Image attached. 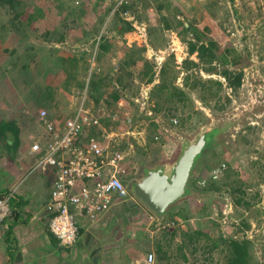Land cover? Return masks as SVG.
Instances as JSON below:
<instances>
[{
	"label": "rangeland",
	"instance_id": "obj_1",
	"mask_svg": "<svg viewBox=\"0 0 264 264\" xmlns=\"http://www.w3.org/2000/svg\"><path fill=\"white\" fill-rule=\"evenodd\" d=\"M26 1L24 11L31 13L35 2ZM39 1L44 3L37 7L46 10V16L30 23L21 19L24 37L8 30L0 42V119L13 124L18 120L29 128L38 110L45 109L49 119L62 125L77 103L84 102L99 126L86 129L82 138L93 136L103 144L106 137L114 139V148L126 157L122 180L127 189L146 170L174 162L180 137L191 139L203 126L215 128L190 174L187 195L162 214L152 213L128 189L143 211H137L140 219L135 217L140 223L135 221L128 259L146 264L145 256L152 252L151 264H225L230 242L245 241L246 264H264V0H233L234 19L213 24L210 37L218 38L220 47L216 52L226 50L227 60L238 55L237 64H224L219 57L212 63L199 62L196 52H187V41L193 37L188 35L182 49L168 43L155 53L138 44L136 54L135 35L130 45L118 37L127 29L126 22L135 29V0ZM128 12L133 19H127ZM0 19L9 25L12 15L0 11ZM59 35L64 37L60 42ZM106 43L119 45L124 55L113 51L101 60L96 55ZM127 57L129 62L123 63ZM162 70L167 85L188 93L191 101L182 108L153 94ZM223 70L232 77L241 73L236 88L229 86ZM146 72L153 73L152 81ZM93 79L105 83L104 93L99 85L89 86Z\"/></svg>",
	"mask_w": 264,
	"mask_h": 264
},
{
	"label": "crops",
	"instance_id": "obj_2",
	"mask_svg": "<svg viewBox=\"0 0 264 264\" xmlns=\"http://www.w3.org/2000/svg\"><path fill=\"white\" fill-rule=\"evenodd\" d=\"M233 2L135 0V29L132 30V23L126 22L127 29L119 31L118 37L122 36L125 44L130 45L133 41L129 38L135 35L136 54L138 44H144L146 50L151 49L155 53L162 52L161 49L168 43L175 50L177 47L182 49L187 35L193 36L189 40L194 44H215L220 48L218 38L210 37L215 31L213 24H220L222 19H234ZM127 15V19L134 18L129 12ZM183 27L184 32L181 31ZM206 37L207 40H204ZM125 44L123 46L128 47ZM118 46L111 43L101 45L102 52L98 51L96 56L101 60L106 56L109 58V53L120 51ZM133 50L130 48L129 51ZM224 52L226 55L223 49L222 54ZM121 54L124 55V52ZM69 102L72 100L69 99ZM25 117L27 120V115ZM2 121L11 123L13 129L6 128L4 134H0V194L11 193L13 214L0 224V264H133L128 259L130 256L126 248L134 244L135 221L140 223L135 217L140 219L139 214L143 212L138 203L129 197L94 222L82 220L77 241L69 247L60 245L48 229L44 210L53 172L48 167L30 171L35 165L31 145L35 141L43 145L45 141L42 126L37 119L32 121L33 124L31 122L29 128L23 122L17 124L18 120L16 123L13 121L15 125L11 121ZM125 226L129 228L127 232H124Z\"/></svg>",
	"mask_w": 264,
	"mask_h": 264
},
{
	"label": "built area",
	"instance_id": "obj_3",
	"mask_svg": "<svg viewBox=\"0 0 264 264\" xmlns=\"http://www.w3.org/2000/svg\"><path fill=\"white\" fill-rule=\"evenodd\" d=\"M45 117L46 112L40 110L45 141L43 145L33 143L31 152L36 157L34 168L48 167L53 172L44 206L45 220L58 243L69 247L78 239L82 220L94 222L131 197L122 181L126 157L114 148V139L106 137L107 143L103 144L93 136L82 138L86 129L99 126L98 118L82 104L61 127ZM12 209L10 194L0 195V224L11 215ZM153 259L154 254L149 252L144 260L151 264Z\"/></svg>",
	"mask_w": 264,
	"mask_h": 264
},
{
	"label": "trees",
	"instance_id": "obj_4",
	"mask_svg": "<svg viewBox=\"0 0 264 264\" xmlns=\"http://www.w3.org/2000/svg\"><path fill=\"white\" fill-rule=\"evenodd\" d=\"M33 2H35V4L33 3V6L31 7V11L32 12L28 13L26 11V13H25V11H24V10H26L25 5H27V1L26 0H0V11H1V14H4V15L11 14L12 15V19H9L10 20L9 21V25H8V23H7V25L2 23L6 19H0V42L1 43L4 42V40H5L4 38L6 37V34H7L6 32H8V30L9 31L14 30L20 36V38L24 37V31L20 27V22L24 23L22 20L27 21V22L30 23V22H33V21L35 22V20H37V19H43V17L46 16V14H47L46 10L42 9V11H41V9H39L37 7V3L43 2V1L33 0ZM27 6H29V5H27ZM124 7H125V9H127L130 6L129 5H124ZM41 15H43V16H41ZM18 19H20V20H18ZM182 30H183V32L185 31L184 27L181 29V31ZM59 36L60 37H58V39H56V40H58L60 42L64 37H63V35L62 36L59 35ZM17 38H19V37H17ZM101 38H103V36H101ZM55 50L58 51L60 49L55 48ZM216 50H217V46H215V44H211V45H209V44L208 45H205V44L195 45L191 41L187 42V52L189 54L196 52L199 62L203 61V62H206V63H212V60L214 59V57H219L221 62L224 63V64L225 63L226 64L227 63H232V64H237L238 63V55H234L231 58V60H227V59H224V56H223L225 54V52L223 54L222 53H217ZM129 52H130L129 55L133 54L132 51H129ZM219 54H221L223 57L221 55H219ZM132 57L134 59L135 56H132ZM60 58L61 57H59V59L57 58L54 61L56 63H57V61L60 62ZM62 59L65 60L66 58H62ZM70 60L71 61H75L76 58L75 57H70ZM128 62H129V57H127V58H125L123 60V63H128ZM190 62L191 61H188V63H190ZM43 64H44V62H43ZM121 64H122V62H119L117 64V67H120ZM23 65H25V64H23ZM26 65L28 66V63ZM25 68H26V66H25ZM25 68H23V70ZM67 70H68V72L70 71V69H67ZM151 72H146V74L149 73L148 74V81L149 82L152 81V79H153V76H152L153 73H151ZM161 72H162L161 73V81H159L157 83V85H154V90L152 91L153 94L155 93L158 96V98H160L161 100L166 101L169 104H172V106L174 108H178V107L182 108L186 104V102H190L191 99H190L188 93L185 92L183 89L175 86V85H171V84L167 85L166 77L163 76L164 75L163 74L164 70H162ZM221 73L228 78L229 86L231 88H236L240 84V75H241L240 72L234 77H232L231 72L228 71V70H223V71H221ZM175 75L176 74L174 73V76L172 78H175ZM209 82L211 83L212 81H209ZM216 84L218 86L221 85L220 82H216ZM98 85H99V89L104 93L106 91L105 83L101 82L99 84L96 81V79H93V80L89 81V86H91L92 88H98ZM207 88L210 91V86H207ZM212 94L216 95L215 92H213ZM117 97L118 96H116V98ZM173 97H174V99H173ZM44 102L48 103V100H46ZM157 102H158V100L156 101V105H160L159 103L157 104ZM178 104H179V106H177ZM10 127L13 129V125L11 123L4 122V121L0 120V134L3 135L4 134V130L6 128H10ZM13 134L16 135V131H13ZM3 138L4 137H1V139H3ZM126 162L123 163V166H126ZM216 169H219V168H216ZM219 173H220V171H219ZM219 173L217 175H219ZM123 183L125 185L124 181H123ZM244 242H238V241H231L230 242V256L228 257V260H227V262L225 264H246L248 262V253H247V248H246L245 244H243Z\"/></svg>",
	"mask_w": 264,
	"mask_h": 264
},
{
	"label": "water",
	"instance_id": "obj_5",
	"mask_svg": "<svg viewBox=\"0 0 264 264\" xmlns=\"http://www.w3.org/2000/svg\"><path fill=\"white\" fill-rule=\"evenodd\" d=\"M216 131L215 128L203 126L191 139L180 137L182 143L176 160L169 165L161 164L146 170L128 189L152 213L162 214L170 205L187 195L190 174Z\"/></svg>",
	"mask_w": 264,
	"mask_h": 264
},
{
	"label": "clouds",
	"instance_id": "obj_6",
	"mask_svg": "<svg viewBox=\"0 0 264 264\" xmlns=\"http://www.w3.org/2000/svg\"><path fill=\"white\" fill-rule=\"evenodd\" d=\"M121 102H122V101H121ZM81 104H82L83 107H84V102L80 101V102L77 103V105H76L77 107H75L74 110L77 111L78 107H79ZM40 110H44L46 113H47V111H46L45 109H39L38 112H37V120H39V122H40V124H41V126H42V131H43L42 134H43V136H44L45 133H46V130H45V127H44L43 124H42V121H41L40 118H39V111H40ZM76 111H75V113H76ZM75 113H74V114H75ZM74 114H73V115H74ZM73 115H71L70 117H72ZM70 117H68V118H70ZM45 119H47V120H51V119L48 118V113H47ZM51 121H53L54 124H57L59 127H61V126L63 125V124H62V125H59V123H58L57 121H55V120H51ZM35 142H36V141H35ZM35 142H33V143H35ZM33 143H32V144H33ZM30 151H31V148H30ZM31 155L34 157V162L36 163V157H35V155H33V153H31ZM35 169H36V168H34V166H33V167L30 168V171H35ZM52 178H53V176H52ZM49 193H50V189H49ZM6 194H11V193H3V194H0V195H6ZM48 197H49V196H48ZM10 200H11V196H10ZM47 200H48V199H47ZM46 202H47V201H46ZM11 204H12V203H11ZM45 204H46V203H45ZM12 208H13V206H12ZM12 211H13V209H12ZM11 215H12V212H11ZM11 215H10V216H11ZM10 216H9V217H10ZM9 217H8V218H9ZM5 220H6V219H5ZM5 220H4V221H5Z\"/></svg>",
	"mask_w": 264,
	"mask_h": 264
}]
</instances>
